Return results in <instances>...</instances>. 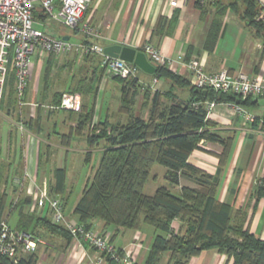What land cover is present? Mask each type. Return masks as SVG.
Listing matches in <instances>:
<instances>
[{
    "label": "trees",
    "instance_id": "obj_1",
    "mask_svg": "<svg viewBox=\"0 0 264 264\" xmlns=\"http://www.w3.org/2000/svg\"><path fill=\"white\" fill-rule=\"evenodd\" d=\"M238 1L232 4L235 12L264 43V22L258 19L261 4L258 0ZM239 3H242L244 10L239 8ZM34 17L39 24L47 25L50 22L40 7L35 9ZM221 25L219 20L214 22L208 39L209 49L216 44ZM93 56L100 59L92 67L94 71L90 73L87 65L80 67L81 77L76 86L68 87V92L79 93L84 97L93 95L94 103L90 106L82 102L81 112L71 111L77 116V127L70 134L62 136L63 143L69 145L72 137L85 135L89 148L85 161L88 164L92 162L95 150L102 149L99 164L93 169L74 211L79 224L87 230L92 229L95 220L117 229L138 230L143 223L153 227L160 234L155 235L144 264H164L166 260L167 264H188L189 259L211 249L227 255L234 264H264V240L251 232L247 225V214L218 200L222 172L230 155L232 141L210 132L209 128L216 125L210 120L207 107L211 102L235 104L239 101L243 104L253 97L246 100L235 94L211 89L204 94L169 67L156 65L157 72L153 74L155 78H167L173 88L191 86L190 99L177 100L175 95L170 99L167 94L152 91L140 84L139 77L125 79L107 75L102 58L97 53L79 55V59L86 61L90 57L93 59ZM57 57L55 54L45 57L42 81L46 95ZM104 76L121 85L119 112L128 116L125 123H114L109 117L96 121L97 95ZM29 85L30 82L23 100L29 98ZM16 86V73L12 67L5 91L6 98L1 101L8 115L15 112L20 102ZM140 91L144 93L145 105L150 104L147 119L135 114ZM63 93L58 91L53 95L49 107L51 111H57ZM170 93L174 94V91L171 89ZM166 99L171 102H165ZM5 100H8L7 107ZM25 125L29 128L32 124ZM202 142H219L224 145V151L219 155L218 172L215 174L207 173L190 163V157L195 151L204 150ZM39 161L41 165L43 153H40ZM157 164L166 168L165 179L171 187L179 188V196L168 187L158 188L154 195L145 193L152 170ZM55 176L57 181L50 193L56 198L63 197L68 189L67 169H56ZM187 180L195 183V186L183 185V181ZM19 185L25 184L20 182ZM5 187L0 184V231L1 224L6 222L15 232L29 233L38 240L41 237L40 228L72 237L63 226L52 222L49 212L45 215L42 210L43 214L38 212V208L30 210L34 204L32 197L20 193L14 198ZM67 197H63L64 206ZM16 211L19 219L15 227H12L11 216ZM39 260L36 251L21 254L17 260L0 254V264H39Z\"/></svg>",
    "mask_w": 264,
    "mask_h": 264
},
{
    "label": "crops",
    "instance_id": "obj_2",
    "mask_svg": "<svg viewBox=\"0 0 264 264\" xmlns=\"http://www.w3.org/2000/svg\"><path fill=\"white\" fill-rule=\"evenodd\" d=\"M170 2L171 0H92L79 28L77 30L71 29L69 33L62 32L63 34L59 37L68 38L74 43L83 41L95 43L104 49L121 45L140 50L142 46L149 43L160 48L163 54L170 58L181 57L186 63L191 60L199 61L205 73L208 74L227 69L233 75L243 74L250 79L260 78L264 80L263 39L256 36L249 25L235 12L232 4L239 2L238 0H179L177 7H172ZM239 8L244 10L242 3H239ZM216 20L221 22V30L216 44L212 49H209L208 39ZM37 24L39 23L37 22ZM160 28L161 30H159ZM84 29L88 30L87 33L83 31ZM93 57L94 60L90 57V60L80 61L79 55L71 52L68 54L66 65H70L72 69L78 67L79 70L80 67L87 65L88 71L91 73L94 71L92 67H95L100 61L98 57ZM44 63L45 59L39 54L36 64H32L30 68L29 82L36 77L35 69L38 65H44ZM170 69L188 79L192 85V73L187 66L177 63ZM40 77L42 76L40 75ZM138 77L140 84L152 91L167 94L170 99L172 95H175L177 100H188L192 96L191 86L173 88V84L167 78L158 79V83L153 85L155 77L145 72H140ZM71 79L73 82V76ZM112 83L117 82L108 76H104L99 84L97 99L98 97L101 99ZM72 86L75 85H68V87ZM171 89L174 94L170 93ZM119 91V95L116 94L114 98L120 100L121 86ZM141 93L142 91H140ZM72 94L80 95L83 102L81 94ZM27 100L21 102L25 104L21 108L23 117L17 118L19 119L18 124L15 119L14 125L17 130L20 129V127L18 128L20 124L24 126H26L25 123L32 124L29 128L26 126L24 131L20 130L22 133L21 162L17 164L15 161V143L17 142L14 143L13 134H10L7 146L4 149L0 147V160H2L0 162V184L4 187L6 185L5 189L13 197L12 186L17 184V181L18 184L21 182L29 186L41 185L42 189L51 192V187L57 181L55 170L66 168L69 173L68 152L66 158L60 156L57 160L55 159L58 166L51 167L50 170L45 168L44 161L40 165V153L47 156L45 160L49 163L54 158L53 148L63 146L65 150L71 151L72 148H69L71 143L69 145L64 144L62 136L70 134L78 124L77 116H74L70 111H65V121L62 124L64 132H55L59 124L53 123V118L58 111L53 114L54 111L50 110L48 118H44L40 111L42 105L37 101L38 99H32V102ZM21 101H23L22 98ZM165 102L170 103L171 101L166 99ZM35 104H39V106L35 108ZM139 105L142 107L141 115H138L137 107ZM236 105H240L252 113L257 122H246L244 116L236 109ZM149 108L150 104L146 106L144 103V93L138 96L135 114L147 119ZM27 109L29 112L24 113ZM209 111V118L216 125L209 128L210 132L225 140L230 139L232 141L230 155L222 172L221 185L217 195L218 200L230 204L236 211H244L248 216L247 225L251 232L264 240V190L259 184L264 181V95L253 97L243 104L240 102L215 104V107ZM11 115L16 116L13 113L10 115L6 113L5 117L14 120ZM119 115L122 116L120 112ZM106 117L111 119L110 113H107ZM102 119H104L103 107L100 104L96 121ZM117 122L124 123L121 118L114 123ZM52 124H54L53 135L48 133ZM53 136L57 138L55 142L52 141ZM79 137L85 139L86 144L82 152L86 158V153L89 151L86 137L85 135ZM201 146L204 150L195 151L190 157V163L207 173H217L220 162L219 155L223 153L224 145L219 142H202ZM96 151H100L102 156L101 148ZM68 176L67 174V182ZM27 180L29 181L28 184L26 183ZM66 192L68 196V200L65 202L66 215L78 224L74 211L82 192L74 203H69L73 190L69 191L68 186ZM34 193L35 191H30L26 195L35 201ZM34 209L36 207L33 206L30 210ZM38 212L41 211L38 210ZM92 224V230L107 235L118 250L133 253L132 264L145 263L154 236L151 235V232H147L144 225H141L138 230H127L117 229L115 226H106L100 220H95ZM39 232L41 237L36 250L40 256L39 264H94L100 257V253L90 246H78L72 237H64L42 228L39 229ZM102 263L115 264L108 261ZM164 264H167V260ZM188 264H234V261L217 249H211L189 259Z\"/></svg>",
    "mask_w": 264,
    "mask_h": 264
},
{
    "label": "built area",
    "instance_id": "obj_3",
    "mask_svg": "<svg viewBox=\"0 0 264 264\" xmlns=\"http://www.w3.org/2000/svg\"><path fill=\"white\" fill-rule=\"evenodd\" d=\"M261 11L258 19L264 22V0H258ZM92 0H0V102L3 100L10 66L15 69L17 78V93L23 98L28 87L32 56L37 52L42 57L49 54L57 56L75 53L80 56L98 54L102 58V65L107 75L119 76L125 79L138 77L139 67L121 59L112 58L104 53V47L85 41L74 43L63 37L52 36L35 27L37 24L34 11L40 7L49 17V21L60 24L72 30H77L83 20ZM170 5L177 7L179 0H171ZM87 33V29L83 30ZM149 61L154 65L171 68L174 64H183L192 73V85L197 90L235 94L247 99L264 95V80L260 78L250 79L241 75H233L227 69L208 74L197 60L186 63L183 58L176 59L165 56L160 48L153 44H145L140 49ZM158 83V78L153 80V85ZM215 102L207 104L209 110L215 107ZM61 108L79 113L82 109L81 96L78 94H65L61 102ZM246 122H254L256 117L240 105H236ZM20 130H25L23 124ZM29 177V174L27 173ZM264 188V181L260 182ZM38 192L35 197V207L38 210L48 211L54 224L63 226L78 243V246L89 245L104 255L99 258L97 264H102L105 258H110L118 264H131L134 254L128 251L117 250L110 238L98 231L87 230L82 224H77L68 218L65 206L60 199L52 196L45 190L34 184ZM40 189V190H39ZM36 192V191H35ZM32 195V193H31ZM39 240L33 235L15 232L6 222L1 224L0 254L17 260L21 254L33 253L38 248Z\"/></svg>",
    "mask_w": 264,
    "mask_h": 264
},
{
    "label": "rangeland",
    "instance_id": "obj_4",
    "mask_svg": "<svg viewBox=\"0 0 264 264\" xmlns=\"http://www.w3.org/2000/svg\"><path fill=\"white\" fill-rule=\"evenodd\" d=\"M50 24V25H49ZM49 24H47L46 26H40L39 24H36L35 27L38 29H42L45 30L46 32L50 33V35L52 36H56L59 37L61 34L64 33H69L71 31L70 28L64 27L62 25H59L57 23H53V22H49ZM52 25V26H51ZM58 26V27H57ZM55 32H53V31ZM166 56V55H165ZM43 58L45 59V56H43ZM38 59V53L36 52L33 56H32V64H36ZM57 60V65L54 67L53 70V74L51 76L50 82H49V92L46 95L44 88H43V81H42V77H40V75H43V64L38 65V67L35 69L37 72L36 77L32 78L30 81V87H29V98L27 101L32 102V99H38L37 101L40 103V105H42L43 107L41 108V114L42 116H44V118H48L47 116L50 114L49 111L51 110L50 104L52 103L53 100V95L56 92H64L62 95V99L63 96L65 94H71V92H68V85L71 86V84L73 85H77V82L79 80V78L81 77V74L79 73L80 70L77 68H71L70 65H66V63L68 62V54H63L60 55L56 58ZM133 64V63H130ZM135 65V64H134ZM32 66V65H31ZM12 66H10V70H11ZM42 72V74H41ZM74 76V81L72 82L71 77ZM97 86V85H96ZM120 84L119 83H112L110 85V87L108 88L107 92L105 94H103V96L101 97V99H99L96 102V117H98L99 114V108H100V104H102L103 107V118L105 119L106 114L110 113V117L112 119L113 122H116L119 120V118H121L122 121L127 122L128 121V116L126 115H119L118 112V108L120 107V100L117 98H114L115 95L117 94V96L120 93ZM16 90H17V86H16ZM67 90V91H66ZM6 93V92H5ZM39 94V95H38ZM143 94V92L141 93ZM139 94V96L141 95ZM37 95L39 96L37 98ZM4 97L6 98V96L4 95ZM19 97V96H18ZM3 98V99H5ZM24 98V96H23ZM22 98V99H23ZM8 99V97H7ZM20 99V104L17 106V109L15 110V112H12L13 115L16 116H12L14 117L13 119H9L8 117H5L6 109L5 107H2L3 105H1L0 102V147H2L4 149V147L7 146V143L9 141L10 138V134H13V141L15 143V161L17 162V164H19L20 159H21V147H20V143L22 142V133L20 131V129L15 128V119L17 120V124L19 123V116L23 117L22 113H21V108L23 105H25L24 102L25 100L21 101ZM140 99V98H139ZM91 106L94 103V96L93 95H89V96H83V102H86ZM101 100V101H100ZM36 101V102H37ZM141 101V99L139 100ZM6 102V107L8 106V100H5ZM62 102V100H61ZM101 102V103H100ZM39 104H35V108L38 106ZM57 111H54L53 114L57 113V115L53 118V123H57L59 124V126L57 127V129L55 130V132H64L63 131V121H65V110L64 108H61V105L59 107H56ZM62 110V111H60ZM137 110H139L138 115L142 114V107L141 105H139V107H137ZM82 111V109H81ZM80 111V112H81ZM29 112V109H27L24 113ZM71 112V111H70ZM45 122V121H44ZM42 122V123H44ZM53 125H51V130L48 131V133H52L53 135ZM19 128V126H18ZM26 128V126H25ZM57 140V138L55 136H53L52 141L55 142ZM74 140V141H72ZM71 140V144L69 146V148H72L71 151H67L63 148V146L59 147V148H53V153H54V158L51 162H46V158L47 156L45 154H43V164L45 166L46 169H49L51 167H55L58 166V162L56 161L58 157L60 156H64L66 158L67 152H68V160H69V173L67 170V174L68 176V182H67V186H69V191L73 190L72 195L70 197L69 203H74L79 196L81 195V192L83 190V188L85 187V183L89 177V175L91 174V172L93 171L94 168H97L98 164H99V160L101 158V152L96 151L94 152V159H93V163L91 162V164H87L85 163V154L82 152L83 147H85V139L81 138L79 136H75L74 138L72 137ZM73 142V144H72ZM43 152H45L43 150ZM46 153V152H45ZM56 159V160H55ZM2 160H0L1 162ZM17 166V165H16ZM43 166V167H44ZM165 173H166V168L162 165H155L153 170H152V177L150 178L146 188H145V193L147 195H154L157 191L158 188L160 187H168L170 189H172L173 193L177 196L180 195V191L179 188L177 187H171L170 183L165 179ZM27 177V176H26ZM25 178V177H24ZM25 182V181H24ZM28 180H27V184H28ZM192 185L195 186V183L190 182V181H183V185ZM12 193H14V197L17 198L19 196L20 193L23 194H28L30 193V191H36L34 193V196L38 198V192L37 190L34 189V186H29V185H19L18 181L17 184H14V186H12ZM38 188L42 189L41 185H37ZM16 189V190H15ZM34 189V190H33ZM39 189V190H40ZM44 190V189H42ZM48 193H50L48 190H45ZM67 193L65 195H63V197H66ZM63 197L62 196H58L57 199H60L63 202ZM36 200L34 201L33 206L35 207L36 204ZM44 213H47L44 212ZM19 219L18 217V212H14L12 217H11V222L10 225L12 227H15L17 220ZM79 224V223H78ZM144 228H146L147 232H151V235L153 234V236L155 237V235L160 234V232H157L153 227L143 223ZM84 226V225H83ZM85 227V226H84ZM86 228V227H85ZM96 231V230H94ZM150 235V236H151ZM111 241V240H110ZM112 245L117 249V247L115 246V244L111 241ZM89 246V245H88ZM91 247V246H90ZM93 248V247H91ZM95 249V248H93ZM96 250V249H95ZM118 250V249H117ZM97 252L100 253V257L102 255H104L102 252L96 250ZM99 258L96 260L98 261ZM104 261H108L110 263H112L113 260H111L110 258H105ZM114 262V261H113ZM97 264V263H94ZM104 264V263H102ZM132 264V263H131Z\"/></svg>",
    "mask_w": 264,
    "mask_h": 264
},
{
    "label": "water",
    "instance_id": "obj_5",
    "mask_svg": "<svg viewBox=\"0 0 264 264\" xmlns=\"http://www.w3.org/2000/svg\"><path fill=\"white\" fill-rule=\"evenodd\" d=\"M64 39L68 40V38ZM104 53L112 58L121 59L128 63H133L147 74L153 75L157 72V67L149 61L146 54L141 50H137L135 48L127 46L114 45L105 48ZM203 93L206 94L207 91H203Z\"/></svg>",
    "mask_w": 264,
    "mask_h": 264
}]
</instances>
